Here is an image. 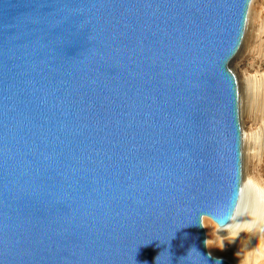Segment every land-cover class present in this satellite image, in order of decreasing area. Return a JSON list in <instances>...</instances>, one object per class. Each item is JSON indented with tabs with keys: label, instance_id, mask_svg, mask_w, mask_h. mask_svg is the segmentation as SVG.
<instances>
[{
	"label": "water",
	"instance_id": "water-1",
	"mask_svg": "<svg viewBox=\"0 0 264 264\" xmlns=\"http://www.w3.org/2000/svg\"><path fill=\"white\" fill-rule=\"evenodd\" d=\"M251 0H0V264H231Z\"/></svg>",
	"mask_w": 264,
	"mask_h": 264
},
{
	"label": "rangeland",
	"instance_id": "rangeland-1",
	"mask_svg": "<svg viewBox=\"0 0 264 264\" xmlns=\"http://www.w3.org/2000/svg\"><path fill=\"white\" fill-rule=\"evenodd\" d=\"M254 5L244 38L245 45L229 65L236 77L240 94L243 185L245 191L247 189L243 196L244 218L254 212L251 208L254 198L247 188L249 178H259V181L264 182V0H256ZM239 60H246V66L238 68ZM217 255L220 258L226 256L218 251Z\"/></svg>",
	"mask_w": 264,
	"mask_h": 264
},
{
	"label": "clouds",
	"instance_id": "clouds-1",
	"mask_svg": "<svg viewBox=\"0 0 264 264\" xmlns=\"http://www.w3.org/2000/svg\"><path fill=\"white\" fill-rule=\"evenodd\" d=\"M200 227L211 229L210 238L204 241L208 248L215 247L224 250L225 243H235L241 235L257 238L258 242L251 250L236 253L239 264H264V208L256 210L246 221H233L221 226L213 216H205L199 223ZM225 235H220V233ZM245 243V242H242ZM219 264V262H218Z\"/></svg>",
	"mask_w": 264,
	"mask_h": 264
},
{
	"label": "bare ground",
	"instance_id": "bare-ground-1",
	"mask_svg": "<svg viewBox=\"0 0 264 264\" xmlns=\"http://www.w3.org/2000/svg\"><path fill=\"white\" fill-rule=\"evenodd\" d=\"M256 0H251V3H250V6H249V11H248V15H247V22H246V28H245V32H244V36H243V39H242V42H241V45L238 49V51L236 52V54L234 55V57L231 59V61L229 62V65L232 63V61H234V59L239 55V51L241 49V47L243 46L244 44V38L246 36V32H247V29H248V25H249V19H250V15L252 14V9H253V6L254 3H255ZM258 5V4H257ZM257 12V11H256ZM253 16V15H252ZM246 42V41H245ZM245 45V44H244ZM237 62V61H236ZM238 68L240 67H245L246 66V60L245 62L242 61V60H239L238 62ZM237 81V80H236ZM239 86L237 84V90H238V100H239V105H240V94H239ZM240 107H239V119H241V114H240ZM240 126H241V120H240ZM242 145H243V136H242ZM256 156V155H254ZM250 158V157H249ZM254 158V157H253ZM242 160H243V149H242ZM249 171L247 173V175H249ZM243 167H242V183H241V194H240V200H239V203L237 205V208L233 214V216L231 217V219L229 220V222H232L233 221V217H236V221L237 222H240V221H246L248 220L250 217H246L244 218L243 216V213H244V210L242 208H244V203H243V196H244V193L247 191H245V188H244V185H243ZM263 180V179H262ZM248 189L251 190L252 192V195L254 200H253V204H251V208H253L254 212L256 210H259L261 208H264V182L263 181H259V178H249V181H248ZM245 191V192H244ZM247 204V203H246ZM239 210V211H238ZM253 212V213H254ZM238 213V215H237ZM205 217V216H203ZM202 217V218H203ZM228 222V223H229ZM205 230V238L206 239H209L210 238V231L211 229H208V228H204ZM220 235H225V233H220ZM242 242H245V243H242ZM258 240L257 238H250V237H247L245 235H241V237L235 242V243H232V244H228L227 242L225 243V247H224V250L221 251L215 247H212V248H208L207 247V250L208 252L215 258H220L218 255H217V251L218 252H223L226 254V256L224 257V259L228 260L231 264H239V259L237 258L236 256V253L237 252H240L242 249L244 251H247V250H251L252 248H254L257 244ZM231 247V248H230Z\"/></svg>",
	"mask_w": 264,
	"mask_h": 264
}]
</instances>
